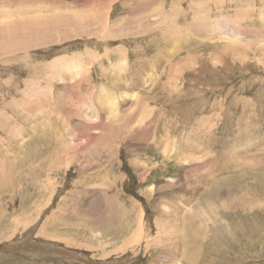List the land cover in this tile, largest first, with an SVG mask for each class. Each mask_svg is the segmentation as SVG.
Wrapping results in <instances>:
<instances>
[{
	"label": "rangeland",
	"instance_id": "rangeland-1",
	"mask_svg": "<svg viewBox=\"0 0 264 264\" xmlns=\"http://www.w3.org/2000/svg\"><path fill=\"white\" fill-rule=\"evenodd\" d=\"M154 1L161 5V0H113L104 20L87 19L80 0H0V24L22 23L23 13L37 14L44 5L87 21L79 24L80 33L76 25L56 33L38 23L0 31V177L6 181L0 178V264H264V0H163L162 12L175 3L178 15L181 6L183 18L174 20L173 30L164 27L161 33L164 23L171 24V18H161L152 19L153 29L142 35L98 36L142 24L144 11L147 17L158 13L145 8ZM138 11L143 12L132 15ZM198 11L204 12L200 20ZM101 21L102 29L96 25ZM117 25L122 27L116 30ZM64 31L71 40L55 41ZM120 46L130 53L123 62L127 69V63L147 57L146 65L156 61L153 73L161 75L145 86L140 77L126 89L142 94L149 107L143 122L142 115L129 122L134 96L113 108L105 102L112 114L122 104L124 111L122 120L103 131L110 140L89 149L80 147L84 139L64 142L78 156L57 158L52 165L48 160L68 116L58 110L62 84L41 92L45 100L37 94L39 86L57 80L47 67L60 56L82 52L96 59L92 82L100 85L99 62L110 64L104 58L108 49L116 51L113 63L120 61ZM34 99L41 107L36 103L32 111ZM73 112L72 125L84 130ZM70 131L66 126L67 135ZM234 147L244 154L241 159L232 160L241 155L229 151Z\"/></svg>",
	"mask_w": 264,
	"mask_h": 264
},
{
	"label": "bare ground",
	"instance_id": "bare-ground-1",
	"mask_svg": "<svg viewBox=\"0 0 264 264\" xmlns=\"http://www.w3.org/2000/svg\"><path fill=\"white\" fill-rule=\"evenodd\" d=\"M40 1V0H39ZM82 3L80 4V7L82 6L85 10V14L88 16H86V18L88 19L89 17H93L94 19L96 18V16L100 15L99 18H104L105 19H109V16L108 17H105L103 16L102 14H104L105 12H107L108 8L109 7H112V1L111 0H94V4L93 6L92 5V0H80ZM115 1V0H114ZM126 1V0H125ZM135 1V0H134ZM150 1V0H149ZM222 1V0H221ZM112 2V3H111ZM118 2V1H117ZM133 2V1H132ZM142 2V1H141ZM45 3V2H44ZM122 3V2H121ZM144 3V2H143ZM142 3V4H143ZM155 1L153 3H150L148 5L145 6V8H148L149 6H152L154 7L153 9H155L154 11L158 12L156 13L154 16L152 17H147V14L146 12L148 11H138L137 13H133L132 15H137L138 14H142L140 15V18L142 17V24H131L128 25L127 29H130L129 31L125 32V31H122L120 33V31L116 32L115 34H113V32L110 33V31L108 32H105V33H101V35H98V36H101L100 38L105 40V38H108L110 39V37L112 38H120V37H125V36H128V35H131V36H134V35H142L143 33H147L149 32L150 30H152L153 28V24H156V20L160 21L161 18H163V22H166V18H171V20L168 21V23H171L170 25H165L164 23V26L161 27V30L160 32L163 33L164 30L163 28L166 27V31L168 30H173V28H175V24H174V20H179V17L181 18L183 15L181 14V6H179L178 8V15H177V9H176V4H172L173 8H170L168 11H165V12H162L161 11V8L163 7V0H161V5L159 4H156L155 5ZM129 4V3H128ZM141 4V3H140ZM122 5V4H121ZM194 5V3H193ZM39 6H42V4L40 3ZM93 8H91V7ZM138 6V4H137ZM54 8V7H53ZM79 8V7H78ZM113 8V7H112ZM131 8V7H130ZM198 8V7H197ZM201 8V7H200ZM204 8V7H203ZM219 8V7H218ZM82 9V8H81ZM127 9V8H126ZM190 9V8H189ZM202 9V8H201ZM94 12H93V11ZM133 10H136V9H133ZM149 10V9H148ZM192 10V9H190ZM194 10V9H193ZM47 11H50L52 13H48ZM57 10H53L50 6L48 5H44L42 8L38 7V10H37V14H30V15H27L26 13L22 14L23 16H27L26 20H24L22 23H19L21 20L19 21H15V22H12V21H9V22H6V23H3V24H0V26L2 28H0V31H4L5 29H8L9 27L10 28H13V27H16L18 25H21L20 28L21 29H24V28H31L33 26V24H44V25H47V26H51V27H55L56 28V33H58V29H60L63 25L66 27V28H71L72 26L76 25L78 28V32L80 33V29L79 27H81L79 24L80 23H87L86 21V18H83V19H79L75 18L74 15H66L65 13H61V12H55ZM196 11V10H195ZM47 12V14H43L42 13H45ZM161 12V13H160ZM197 12V11H196ZM195 12V14H196ZM261 12V11H260ZM84 13V12H83ZM204 13V12H203ZM203 13H200V11H198L197 15H196V18H198V20H200L201 16L203 15ZM220 13V12H219ZM40 14V15H39ZM154 14V13H153ZM194 14V15H195ZM202 14V15H200ZM182 15V16H181ZM200 15V16H199ZM205 15V14H204ZM40 16H43V17H40ZM81 16V15H80ZM151 16V15H150ZM83 17V16H82ZM112 17V16H111ZM210 17V16H209ZM4 18V17H3ZM150 18V22H145L147 21L148 19ZM183 18V17H182ZM93 19V20H94ZM152 19H154V21H152ZM205 19V18H204ZM203 19V20H204ZM2 20V19H1ZM112 20V19H111ZM91 21V20H90ZM100 21V20H99ZM110 21V20H109ZM157 23L159 24L160 22ZM197 21V20H196ZM1 22V21H0ZM96 22V21H95ZM137 22V21H136ZM2 23V22H1ZM16 23V24H15ZM99 24H102L101 26L98 25ZM104 23L105 22H97L96 25L99 26V28H103V27H106L104 26ZM110 23V22H109ZM224 23V22H223ZM123 24V23H122ZM128 23H126L127 25ZM196 24V23H195ZM200 24V23H199ZM233 24V23H232ZM79 25V26H78ZM107 25V24H106ZM160 25V24H159ZM110 26V25H109ZM156 26V25H155ZM201 26H206L204 24H201ZM117 29L118 30L119 28H121L122 26H118L117 25ZM126 27V26H125ZM188 27H193V28H197V26H192V25H188ZM4 28V29H3ZM157 28V27H156ZM62 29V28H61ZM82 29V28H81ZM83 29H84V26H83ZM82 29V30H83ZM87 29V28H85ZM98 29V28H97ZM95 29V30H97ZM100 29V30H101ZM202 29V28H201ZM69 30V29H68ZM73 30V29H72ZM99 30V29H98ZM194 30V29H193ZM198 30V29H197ZM84 31V30H83ZM88 31V30H87ZM94 31V30H93ZM223 31V30H222ZM32 32H34L32 30ZM75 32V31H74ZM89 32H91L89 30ZM99 32V31H98ZM252 32V31H251ZM88 33V32H86ZM95 33V32H94ZM67 34L68 32L67 31H64V35L63 36H59L60 38L59 39H56L55 41H58L59 43L60 42H64V40L66 39H70V37H67ZM90 34V33H89ZM92 34V33H91ZM58 35H61V34H58ZM77 35V34H75ZM198 36V34H196ZM103 36V38H102ZM164 38H166V32H165V35H163ZM230 36V35H229ZM72 38V37H71ZM91 38V37H90ZM97 38V37H96ZM253 38V37H252ZM86 39V38H85ZM107 39V40H108ZM71 40V39H70ZM75 40V39H74ZM48 40H46L47 42ZM54 41V42H55ZM90 41V40H89ZM174 41L177 43V37H174ZM155 42V41H153ZM121 47V46H120ZM208 47V46H207ZM38 48V47H37ZM224 49V48H223ZM16 50V49H14ZM225 50V49H224ZM89 51V50H88ZM92 51V50H90ZM107 53H105L106 55L104 56L105 59L107 60H110V64L107 65L104 61L103 62H99L101 65H99L100 69H101V72L97 71L96 73L100 76V81H101V84L102 85H105L107 86V88L105 87H102V85H95L93 84L92 80H93V74H92V67L93 65L92 64H96L97 61L95 62L96 59H91V56L88 55V57L86 56H83L84 53H80L79 55H65L63 57H58L57 59H54L52 61V64L51 66L47 67V69L50 71V74L51 75H54L56 76V81H58V83H56V81L52 82V84H43L41 85V88L40 86L38 87L39 90H42L39 92H37V94H39V98L42 97L43 100H45V96L43 97L42 96V93L46 92L47 90H49L50 92H53L54 91V88L56 89L57 88V84H62L63 86V91L64 92H60L59 94V97H60V100H61V105H60V109L59 106H57V109L59 111L61 110H64V113L67 114L68 117H66L67 121H66V125H65V130H63L61 133V135H58L57 137L59 138V145L57 147H55L57 150L55 152V154L51 155L52 158L50 157L48 161H50V163L53 165V163L55 162V160L58 158V159H65V156H67V158H69L70 156H73V157H76V154L77 153H74V150H72V152H68L67 148H71V147H63V144L64 142L66 143H69V144H72L74 143L76 140L78 139H84L87 143L85 144V146H80L82 149L85 147V148H90V146H93L94 144H97L99 141L101 140H110L109 137H112V135L110 136L107 132H103L104 130L107 131L108 127L111 126L113 123H115V120H122L124 117L123 115L121 114V112L123 111V104L121 105V108L118 110V112H113L115 114H112V112H108L107 110V107L108 106H105V102L110 106V108H113L112 106L116 105L118 106V103H116V101L118 100V102L121 103V101L123 102L125 99H128L129 97H133L134 96V103L135 105L132 104V106H134V109L133 111H131V114L128 116L130 117L129 118V122L130 123H133V121H135L134 118H137V116H141V121L143 122L144 120V111L147 110V107L145 104H144V100H143V96L142 94H137L136 96L133 94V93H129L126 91V89H129L131 88L134 84H137L139 83L140 81V77H141V82L142 84L145 86V84H148L149 81H151L152 79V82L153 83H156L158 80L160 81V74L158 75H154L153 71H155V65L154 63L156 64V61H153V60H150V62L146 65L147 61L149 58L147 57H144L142 60L144 61H137L133 64H129L127 63L126 65H128V69L133 67L134 69L133 70H128L127 67L124 66V63L123 62H126L127 61V58L130 56L128 53V50L125 49V48H120L119 49V54L120 55V61L118 62H115L113 63V60L112 58L115 57L117 55H113L116 53L115 50L113 49H108L106 50ZM105 51V52H106ZM26 52V51H25ZM175 52H177V50H175ZM90 53V52H89ZM91 54V53H90ZM94 54V52H93ZM146 54V53H145ZM85 55V54H84ZM99 55V54H98ZM140 55V54H139ZM144 55V54H143ZM186 55V54H185ZM162 55H157V57L160 59ZM164 56V55H163ZM95 57V56H94ZM97 57V56H96ZM104 59V60H105ZM154 62V63H153ZM219 62V61H218ZM179 64V63H178ZM50 65V64H49ZM146 65V66H145ZM34 66V65H33ZM36 66V65H35ZM38 66V65H37ZM173 67V66H172ZM46 68V67H44ZM173 68H177V65H175ZM45 70V69H43ZM120 71V73H118L117 71ZM151 71L150 73L148 71ZM47 71V70H46ZM143 71V72H142ZM172 71V69H171ZM107 73H110L111 76ZM156 74V73H155ZM174 75V73H173ZM172 78V76H171ZM44 79V80H45ZM96 79V77H95ZM155 79V80H154ZM37 80V79H36ZM42 79L38 78V82L40 83H43ZM52 80V79H51ZM132 80H135V82H131ZM154 80V81H153ZM47 81V83H48ZM158 81V82H159ZM45 82V81H44ZM170 82V81H169ZM99 84V83H98ZM158 84V83H157ZM83 85H87V89L85 91H83L82 89V86ZM7 86V85H6ZM35 90L38 89V88H35L33 87ZM46 90V91H44ZM42 92V93H41ZM24 93V92H23ZM43 93V94H44ZM36 93H34L35 95ZM47 94V92H46ZM24 95V94H23ZM45 95V94H44ZM26 97V96H25ZM24 97V98H25ZM97 101H100V105L99 103L96 102ZM88 99V101H87ZM35 103L31 104L32 105V111L34 110H37L36 108V103H38V105L40 106L39 104V100L37 99H34ZM41 101V100H40ZM146 101V100H145ZM46 103V102H45ZM35 104V105H34ZM44 104V103H43ZM45 105V104H44ZM59 105V104H58ZM52 106V105H51ZM41 107V106H40ZM54 107V106H52ZM35 108V109H34ZM75 108L76 110V116L81 120V123H83L84 125H86V128L84 130H80L78 127H76V125H72L71 121L72 118H71V115L73 112V109ZM53 109V108H52ZM50 111V110H49ZM117 111V110H116ZM124 112V111H123ZM122 112V113H123ZM129 113V112H128ZM75 114V113H74ZM56 115V114H55ZM2 116H0L1 118ZM47 117V116H45ZM56 117V116H55ZM75 117V116H74ZM143 117V118H142ZM127 118V117H126ZM34 119V118H33ZM77 119V118H76ZM3 121V119H1ZM59 121V120H58ZM140 121V120H139ZM206 121V120H205ZM30 122V121H29ZM21 123V122H20ZM31 124V123H30ZM148 124V123H147ZM59 125V124H58ZM57 125V126H58ZM120 122H118V127L121 129V130H125L127 129L126 125L123 127L125 128H121L120 127ZM129 125V124H128ZM44 126V125H43ZM66 126H68V129H71V134L70 135H67L66 133ZM116 126V125H115ZM122 126V125H121ZM129 126H133V125H129ZM31 127V126H30ZM117 127V126H116ZM110 129H112L111 127H109ZM114 128V127H113ZM137 128V127H136ZM109 129V130H110ZM118 129V128H116ZM131 129V128H130ZM146 129V128H145ZM100 130V131H99ZM120 130V131H121ZM128 130V129H127ZM126 130V131H127ZM23 131V130H22ZM133 128L131 129V132L129 134V136H132L133 135ZM55 132V131H54ZM98 133V135H94V133ZM116 132V131H115ZM122 132V131H121ZM125 132V131H124ZM129 132V131H128ZM118 133H120L118 131ZM123 133V132H122ZM138 133V132H137ZM21 135V134H20ZM208 135V134H207ZM212 135V134H211ZM13 136V135H11ZM15 136V135H14ZM136 136V135H135ZM24 137V136H23ZM117 137V136H116ZM48 138V137H47ZM43 139V138H42ZM41 140V138L39 139ZM74 140V141H73ZM200 140V139H199ZM224 141V140H223ZM38 142V140H37ZM107 142V141H106ZM170 142V141H169ZM203 142V141H202ZM33 143V142H32ZM109 142L105 143L106 146H109L107 144H109ZM198 143V142H197ZM38 144V143H37ZM170 144V143H169ZM191 144V143H190ZM102 145V144H101ZM199 145V144H198ZM22 146V145H21ZM65 146V145H64ZM63 147V149H62ZM198 147V146H197ZM200 147V145H199ZM203 146L201 145V148ZM232 147V146H231ZM42 148V147H41ZM50 148V147H49ZM52 148V147H51ZM234 149L231 148V152H238L239 150L234 147ZM79 149V148H78ZM119 149V148H118ZM192 149V148H191ZM217 149V148H216ZM46 151V150H45ZM48 151V150H47ZM50 151H53V150H50ZM49 151V152H50ZM77 151V150H76ZM167 151V150H166ZM182 151V149H181ZM193 152V151H192ZM202 152V151H201ZM194 153V152H193ZM192 153V154H193ZM198 153V152H197ZM239 155L238 158L237 157V154H235V156L231 155V158H233L232 160H238V159H241L243 157L244 154H242V152H238ZM170 154V153H168ZM191 154V155H192ZM199 154V153H198ZM201 154V153H200ZM223 154V153H222ZM221 154V155H222ZM233 154V153H231ZM10 155V154H9ZM46 155V154H45ZM207 155V154H206ZM50 156V155H48ZM47 156V157H48ZM78 156V154H77ZM208 156V155H207ZM229 156V155H228ZM246 156V155H245ZM40 157V156H38ZM44 157V156H43ZM171 157V156H170ZM196 157V156H194ZM200 157V156H199ZM222 157V156H221ZM220 157V158H221ZM249 157V156H248ZM45 158V157H44ZM43 159V158H42ZM75 159V158H74ZM186 159V158H185ZM200 159V158H199ZM245 159V158H244ZM69 160V159H67ZM226 160V159H225ZM231 161V159H229ZM246 160V159H245ZM192 161V159H191ZM40 162V161H39ZM81 162V161H80ZM94 162V161H93ZM205 162L206 160L204 161V165L202 167H205ZM232 162V161H231ZM46 163V161H45ZM239 163V162H238ZM5 164H8V162H5ZM195 164V163H194ZM49 165V164H48ZM225 165V164H224ZM258 165V163H257ZM197 166V165H195ZM227 166V165H226ZM25 167V166H24ZM31 167V165H30ZM194 167V165H193ZM259 167V166H258ZM112 168V167H111ZM52 169V168H51ZM201 167L200 168H197L196 170L200 171ZM19 171V170H18ZM242 172V171H241ZM2 173V172H1ZM244 173V172H243ZM261 173H259L260 175ZM8 175V174H7ZM146 175V174H145ZM257 176V175H256ZM255 176V177H256ZM7 177V176H6ZM5 177V178H6ZM262 178L264 177L261 176ZM1 178V177H0ZM4 178V177H3ZM258 178V177H257ZM2 179V178H1ZM9 180H11L9 178ZM186 180V179H185ZM8 181V180H7ZM196 181V180H195ZM1 182H6L2 179ZM260 182V181H258ZM207 184V183H206ZM257 186V185H256ZM108 188V187H107ZM215 193L217 194V192L215 191ZM214 193V194H215ZM220 193V191H219ZM262 193V192H261ZM179 195V194H178ZM219 195V194H217ZM210 196V195H209ZM221 196V195H220ZM216 197V196H215ZM218 197V196H217ZM213 198V196H212ZM211 198V201H213ZM209 199V197H208ZM219 199V198H218ZM246 200V198H244ZM215 201V200H214ZM112 202V201H111ZM216 202V201H215ZM247 202V200L245 201ZM116 203V202H115ZM207 205V204H206ZM247 205V204H246ZM257 205V204H256ZM214 203L212 202L211 205H210V214L213 213L214 210H211L212 208H214ZM248 206H249V203H248ZM115 207V206H114ZM242 207V206H241ZM258 207V206H257ZM207 208V207H205ZM221 208V207H220ZM247 208V207H246ZM250 208V207H249ZM115 211V210H114ZM113 211V213H115ZM119 212V211H118ZM199 212V211H197ZM207 212V211H206ZM126 213V211H125ZM208 213V212H207ZM121 214L124 215V213L121 212ZM115 215V214H114ZM127 215V214H126ZM142 215V214H141ZM144 215V214H143ZM204 215V214H203ZM202 215V216H203ZM121 216V215H120ZM201 216V219L203 218ZM206 216V215H205ZM102 217V216H101ZM104 217V216H103ZM115 217V216H114ZM122 217V216H121ZM124 217V216H123ZM107 220V219H105ZM143 222L142 218H139L138 221H137V224H138V229L142 230L141 229V223ZM165 222V221H164ZM171 222V220H166L165 224L166 223H169ZM200 222V221H199ZM198 222V223H199ZM204 222V221H203ZM201 221V223H203ZM199 223V224H201ZM163 224V223H162ZM144 225V224H143ZM165 226V225H164ZM200 227V226H199ZM160 228V227H159ZM197 230L195 231V233L197 234L199 232L198 230V227L196 226ZM159 232V231H158ZM171 232V229L169 230L168 234L166 235H169ZM208 232V231H207ZM199 235V233H198ZM205 235H206V232H205ZM204 235V236H205ZM158 236V235H157ZM172 236V235H171ZM170 236V238H171ZM193 236V235H192ZM195 236V235H194ZM199 237V236H198ZM200 238V237H199ZM196 239V238H195ZM192 240V239H191ZM131 241V240H130ZM164 241V240H162ZM134 242H141L140 239L139 240H136ZM149 242V241H148ZM161 240L159 241H156V243L160 244ZM155 243V244H156ZM165 243V242H164ZM163 243V245H164ZM199 243V242H198ZM150 244V243H149ZM202 244V243H201ZM161 245V244H160ZM140 246V245H139ZM198 247V246H196ZM147 248V247H146ZM163 250V249H162ZM176 251V250H175ZM138 253V252H137ZM160 254V253H159ZM165 254V253H164ZM166 255V254H165ZM158 257V256H157ZM160 257V256H159ZM156 258V257H155ZM168 259V258H167Z\"/></svg>",
	"mask_w": 264,
	"mask_h": 264
}]
</instances>
